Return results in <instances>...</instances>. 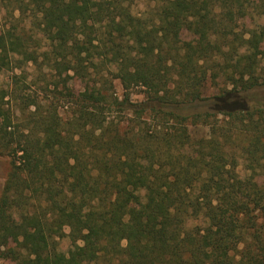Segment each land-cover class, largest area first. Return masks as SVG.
Listing matches in <instances>:
<instances>
[{
	"label": "trees",
	"instance_id": "trees-1",
	"mask_svg": "<svg viewBox=\"0 0 264 264\" xmlns=\"http://www.w3.org/2000/svg\"><path fill=\"white\" fill-rule=\"evenodd\" d=\"M0 9V259L264 264V0ZM228 17L236 28L214 37ZM58 68L85 86L49 83ZM116 79L145 98L120 97Z\"/></svg>",
	"mask_w": 264,
	"mask_h": 264
},
{
	"label": "rangeland",
	"instance_id": "rangeland-1",
	"mask_svg": "<svg viewBox=\"0 0 264 264\" xmlns=\"http://www.w3.org/2000/svg\"><path fill=\"white\" fill-rule=\"evenodd\" d=\"M239 20L236 17H228L225 20L216 23L213 27V31L215 33L214 37L219 35L222 32L229 31L233 28H236V23ZM5 25V19L3 18V13L0 9V33L3 31ZM185 39H190L191 34L188 32L185 33ZM50 77L49 83L57 84L64 89H80L85 86L86 82L80 79L77 75L73 72L65 69V68H58L53 71H49L48 74ZM115 88L117 93L120 97H123L126 91H130V97L134 101H141L145 98L143 90L138 87H134L131 89H126L120 79L115 80ZM217 82L215 78H208L203 85V92L205 95H212L217 92ZM207 127L205 126H190L189 132L194 139H198L201 137L206 136L207 134ZM9 170V158L0 155V196L3 192L4 181ZM5 241L11 243L12 238L9 232L0 233V244H6ZM6 246V245H5ZM3 259V258H2ZM0 259L1 263L4 264H21L20 260H12V259ZM57 264H66V258L63 254H59L55 259Z\"/></svg>",
	"mask_w": 264,
	"mask_h": 264
}]
</instances>
